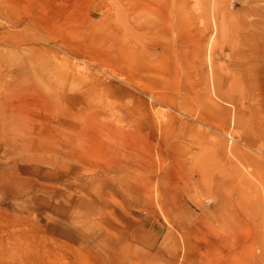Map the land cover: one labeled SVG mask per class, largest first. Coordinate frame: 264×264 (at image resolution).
I'll use <instances>...</instances> for the list:
<instances>
[{"label": "rangeland", "instance_id": "rangeland-1", "mask_svg": "<svg viewBox=\"0 0 264 264\" xmlns=\"http://www.w3.org/2000/svg\"><path fill=\"white\" fill-rule=\"evenodd\" d=\"M40 1L0 0V89L5 78L12 85L5 103L25 121L21 140L14 139L19 153L6 161L22 153L34 158V172L43 174L34 177L40 183L36 190L10 194L0 188V231L6 238L0 264H180L182 257L186 264H223L214 243L217 197L203 184L201 170L210 181L216 174L210 143L218 138L234 146L242 135L262 147L255 134H264V0H218L215 14L212 0H177V8L176 0H163L173 4L171 30L146 31L138 42L141 49V44L166 40L168 69L163 73L157 69L159 47L151 55L143 51L136 70L111 68L85 27L73 33L84 50L59 53L58 65L48 68L69 66L73 77L45 80L31 72L32 80L27 75L16 79L15 69L28 65L33 55L26 43L33 35L22 29L24 19L29 21L25 9ZM78 5L84 14L92 2L79 0ZM147 11V19H154ZM98 17V12L93 15ZM9 30L19 35L18 43L1 38ZM210 99L220 113L209 110ZM38 117L46 120L43 130L33 133L42 147L28 148V143L24 148L22 137L31 136L25 131L28 122ZM135 123L140 133L131 130ZM107 125L123 126L117 138L128 139L124 148L137 159L151 153L149 175L163 186L154 194L151 215L145 203L132 197L125 177L103 171L113 164L103 146ZM80 154L94 171L81 172ZM78 172L81 186L72 190L63 181ZM134 175L135 180L147 176ZM105 187L110 191H101ZM249 218L233 225L229 264H264L262 215L252 212ZM257 222L260 243L251 241Z\"/></svg>", "mask_w": 264, "mask_h": 264}, {"label": "bare ground", "instance_id": "bare-ground-1", "mask_svg": "<svg viewBox=\"0 0 264 264\" xmlns=\"http://www.w3.org/2000/svg\"><path fill=\"white\" fill-rule=\"evenodd\" d=\"M60 1L61 3L56 5L52 0H41L25 9V16L30 22L24 19L25 22L22 23V29L33 36L28 37L27 42L26 39L22 40L29 44V49L33 55L31 54V60L28 65L15 69L16 79H21L23 75H27L32 80L34 77L31 72L37 73L45 80H49L51 77L66 76L70 78L72 74L68 70L69 66H64L61 70L56 69L54 71L48 68L52 64L54 66L58 65L57 58L59 53H62V55H76L84 50L83 47H86V45L76 40L73 37L75 36L73 33L77 34L82 31L81 28L85 27L88 29V34L94 37L92 39L96 45L95 51L100 55L104 54L105 58L107 57V63L111 68H115L118 71L126 69L136 70L138 68L136 63H141V59L145 57L142 52L145 51L146 55H151L152 49L159 47V66H157V69L160 73L168 69V64L165 60L168 45L166 40L163 38L160 40L156 39L150 47L141 44V49L138 48V42L146 31L160 34L168 33L167 31L171 30L168 21L173 4L171 6V4L163 0L162 4L158 2L152 4L150 0H89L92 2V7L87 9L86 13L81 14L78 5L79 0ZM217 1L212 0L213 14L217 10ZM178 5L179 2L176 0L175 8ZM147 10L153 12L154 19H147L145 15V12H148ZM97 12L99 17L95 19L93 15ZM44 31L48 32L41 34ZM5 33L1 37L3 40L9 39L14 43H18L21 40L16 32L9 30ZM22 38L24 37L22 36ZM42 41L44 43L40 44ZM37 44H40V46ZM41 45L47 46L43 48ZM108 60H112V63ZM65 61L69 62V59L66 58ZM166 82L164 81L165 85ZM32 83L36 84V82ZM1 86L0 98L2 97L3 99H0V149H2L0 154V188L5 189L10 194H14L20 189L22 192H29L30 189L36 190L40 183L34 177L40 176L41 170L34 172L31 166V160H34V158L32 159L27 155L22 156L21 153L18 157H12L9 162L6 161L12 155L19 153L20 148L17 144L14 145V139L17 136V140H21L19 137L20 125L23 126L25 121L22 120L24 118L23 115L20 117L19 112L13 111L5 103L8 92L12 91V85L6 82L4 78L1 81ZM229 89L233 90L231 87ZM66 100L69 101L70 97L67 96ZM210 100L209 110L217 114L220 113L221 108L218 104L212 99ZM64 114L70 116L68 111H65ZM62 122L72 127V123L69 121ZM45 124L46 120L44 118L38 117L36 121L31 119L25 130L31 136L22 137V147L26 148L25 146L28 143V148H32V146L42 147L41 144H38L40 136H33V133L35 131L36 133L41 132ZM135 125L136 127H134ZM135 125H133L131 130L140 133L141 127L137 123ZM23 129L22 132H24ZM105 131L107 141L103 143V146L106 154L112 158L113 164L109 163L103 166V171L125 177L131 183L128 190L132 197L136 201H141L142 204L145 203L147 213L151 215L154 210V194L159 188L163 187L161 186L162 183L159 184L161 179L154 180L149 175V172L154 169V165L151 162V153L143 152L142 156L137 159L128 149L126 151L124 147H129L130 145L128 139L121 138L119 141L120 137L117 138L123 132V126L107 125ZM148 137L151 138L150 136ZM255 137V140L262 141L259 144L262 147H255L254 140L250 141V137L242 135H238L236 140L240 145L231 146L230 144L228 146L221 138L211 142L210 150L215 158L216 174L210 181L206 178V171L204 169L201 170V175H204L203 184L206 188L212 187L217 197L214 206V221L218 226L214 233V243L216 245V256L220 261L224 260L223 264H229V261L232 260L231 237L234 223L242 225V223H245L246 218H248V222H251L249 216L250 213L254 212L257 215L261 213L264 227V134L256 133ZM33 139L35 140L33 141ZM24 148L22 149L24 150ZM82 157L84 158L85 155L80 154L76 158L80 163L78 165L81 172L94 171V169L90 170L86 167V164L89 165L90 162L82 159ZM140 159L142 161H139ZM119 161H121L120 166L116 164ZM242 167L245 169L251 167V170L243 171ZM136 171L146 172L147 176L135 180L134 174ZM81 172L76 173L75 176H68L63 182L70 184L72 190L79 189L81 186ZM101 191L109 192L110 189L105 187ZM259 226L260 222H257L256 227L254 226L255 230L251 233L253 234L251 241L253 240L256 243H260L258 239H261L260 231L258 230ZM244 229L246 228L244 227ZM0 233V247H4L6 238L2 231ZM185 248L183 246V253H185ZM175 257L176 254L173 255V258ZM186 262L187 259L182 257L180 264H186Z\"/></svg>", "mask_w": 264, "mask_h": 264}]
</instances>
